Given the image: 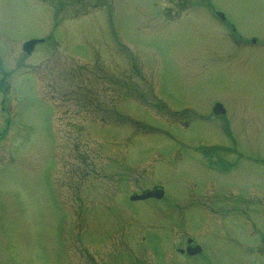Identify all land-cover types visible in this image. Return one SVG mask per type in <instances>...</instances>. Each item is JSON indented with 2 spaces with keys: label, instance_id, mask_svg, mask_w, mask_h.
<instances>
[{
  "label": "rangeland",
  "instance_id": "374dc122",
  "mask_svg": "<svg viewBox=\"0 0 264 264\" xmlns=\"http://www.w3.org/2000/svg\"><path fill=\"white\" fill-rule=\"evenodd\" d=\"M48 1L0 0V264H123L211 181L264 204V0Z\"/></svg>",
  "mask_w": 264,
  "mask_h": 264
},
{
  "label": "flooded vegetation",
  "instance_id": "af4514ba",
  "mask_svg": "<svg viewBox=\"0 0 264 264\" xmlns=\"http://www.w3.org/2000/svg\"><path fill=\"white\" fill-rule=\"evenodd\" d=\"M45 1L50 4L48 0H38ZM82 0H71L72 3H81ZM65 3L64 0H57V4ZM221 20L225 19L219 15ZM231 30L235 31L233 25H231ZM41 39L46 41V38L41 37H30L24 39L23 42L29 39ZM42 42H37L33 48L32 52L38 44H43ZM22 42V46H23ZM31 52V53H32ZM4 78H0V83L3 82ZM2 92V91H1ZM212 111L215 114H220L221 116H227L228 112H219L221 108L216 107L214 103ZM3 110V109H2ZM198 117L197 119H200ZM183 123L188 126L190 121H183ZM195 153L199 154L200 161L206 166L215 167L217 172H225L230 169L234 162L229 161L227 157L230 155L229 148L219 145L216 148H208L205 146L191 147ZM236 148V147H235ZM231 149V155L242 158V153L238 149ZM237 163V162H236ZM263 163V162H261ZM206 166V167H207ZM209 168V167H208ZM214 183L211 181L206 186V189L198 194L200 196V203L202 205H194L195 197L197 195L188 193L187 197L189 199L188 205V216L192 213L194 214L195 221L189 225V220L186 221H171L164 222L162 225H156L152 227H146L147 232L158 233V235L164 233L166 236L158 237L157 243H147L148 236L145 231L142 235L137 238L136 245L138 246V253L134 254L133 257L129 258L127 256L123 264H213L212 262H217V264H223L222 260L227 254L231 255V248L235 254L238 255L239 264H264V222L258 225L257 221L264 220V204H249L248 201L252 198L245 197L244 201L248 204H235L238 200L235 198L234 189L223 187L222 190L213 192ZM161 185L154 184L151 188H146L141 194L149 190H154ZM212 194L216 195L219 204H212ZM225 194H228L227 200H230L229 204L225 203ZM136 195V194H135ZM223 197V198H222ZM154 197H146L145 199L133 200L142 201ZM155 199V198H154ZM160 200V199H158ZM177 207V205H173ZM192 206L196 209L189 210ZM177 213L179 214L180 211ZM182 213V211H181ZM227 214V215H226ZM201 215V216H200ZM176 218V217H174ZM257 220V221H256ZM162 229V231H155L156 229ZM233 228L239 233H233ZM232 230V232H230ZM236 234V235H235ZM210 248V250H209ZM218 260V261H217Z\"/></svg>",
  "mask_w": 264,
  "mask_h": 264
},
{
  "label": "water",
  "instance_id": "95a60500",
  "mask_svg": "<svg viewBox=\"0 0 264 264\" xmlns=\"http://www.w3.org/2000/svg\"><path fill=\"white\" fill-rule=\"evenodd\" d=\"M38 40L36 39H33V40H30V41H27V42H24V50L26 51H30L34 44L37 42ZM164 195V190L162 188H158L157 190L154 189V190H149L147 192H144L142 194H139V195H134L132 196L133 199H144V198H148V197H156V198H161L163 197Z\"/></svg>",
  "mask_w": 264,
  "mask_h": 264
},
{
  "label": "trees",
  "instance_id": "16d2710c",
  "mask_svg": "<svg viewBox=\"0 0 264 264\" xmlns=\"http://www.w3.org/2000/svg\"><path fill=\"white\" fill-rule=\"evenodd\" d=\"M93 5H94V3H93Z\"/></svg>",
  "mask_w": 264,
  "mask_h": 264
}]
</instances>
